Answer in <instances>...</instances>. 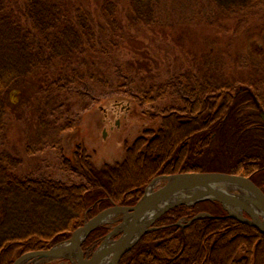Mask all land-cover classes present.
Here are the masks:
<instances>
[{
	"label": "trees",
	"instance_id": "obj_1",
	"mask_svg": "<svg viewBox=\"0 0 264 264\" xmlns=\"http://www.w3.org/2000/svg\"><path fill=\"white\" fill-rule=\"evenodd\" d=\"M94 1L87 8L83 0H0L1 137L8 126L6 93L18 84L35 81L42 74L52 80L56 74L55 78L69 84L71 77L76 78L71 64L92 56L90 50L97 44L114 42L125 26L150 29L157 25L161 0ZM209 4L211 14L204 20L208 24L236 14L242 18V14L264 15V0H209ZM69 67L71 72H66ZM171 85L177 89L180 106L149 113L148 117L160 119L158 128L124 144L121 161L98 167L83 143L74 146L71 157H63V167L81 175L84 183L20 177L15 170L21 158L0 153V264H13L25 253L68 241L77 228L111 205L136 204L160 176L243 175L264 192V125L251 94L263 112L264 103L252 82L235 79L215 85L195 80ZM142 95L133 94L140 106L154 102L148 92ZM174 131L178 137L167 145ZM138 162L150 167L142 179L126 188L117 186L123 171ZM199 213L210 216L192 220ZM182 219L186 223L177 224ZM152 227L119 264H264L260 229L228 217L217 202L176 206ZM108 230L99 226L91 231L82 250L88 252Z\"/></svg>",
	"mask_w": 264,
	"mask_h": 264
},
{
	"label": "rangeland",
	"instance_id": "obj_2",
	"mask_svg": "<svg viewBox=\"0 0 264 264\" xmlns=\"http://www.w3.org/2000/svg\"><path fill=\"white\" fill-rule=\"evenodd\" d=\"M83 2L87 8L95 3ZM209 5V0H161L155 27L125 26L123 35L114 42L97 44L90 50L92 56L71 64L76 67V78L71 77L69 84L55 78L56 74L55 81L42 74L6 93L8 126L0 136V153L21 158L15 174L51 178L68 185L84 183L81 175L63 167V157H71L74 146L83 143L98 167L121 161L124 144H131L145 130L158 128L160 119L148 117L149 113L180 106L173 83L193 84L198 80L220 85L235 79L249 80L264 103V15L242 14V18L236 14L208 24L204 20L211 14ZM119 85L122 87L117 89ZM146 92L154 102L140 106L133 94L143 96ZM119 109L122 114H118ZM174 132L167 145L177 139ZM149 169L138 162L123 171L116 185L126 188ZM156 182L153 191L164 183ZM229 194L235 196L238 191ZM122 218L123 214L113 215L112 221L102 226L109 228V233ZM184 223L185 219L177 221ZM120 235L108 240H117ZM101 242L92 246L90 256ZM69 258L41 257L36 262H75L74 255ZM32 260L24 261L33 264Z\"/></svg>",
	"mask_w": 264,
	"mask_h": 264
},
{
	"label": "water",
	"instance_id": "obj_3",
	"mask_svg": "<svg viewBox=\"0 0 264 264\" xmlns=\"http://www.w3.org/2000/svg\"><path fill=\"white\" fill-rule=\"evenodd\" d=\"M253 100L255 102L256 107L259 109V117L264 125V112L260 109V105L253 94H251ZM158 180H164V183L152 192H147L149 187L144 191V195L142 198L136 202V204H132V206H117L111 205L99 212L93 218L84 223L81 227L77 228L68 241L62 245L52 247L48 250H39L28 252L17 258L13 264H20L24 260L30 258H54V257H66L68 259L69 256H75V262L72 261V264H97L102 258L105 256L110 257L109 264H119L122 256L126 254L133 246L137 243V241L141 238L144 233L154 229L149 226L151 223L153 224L160 216L164 214V212L180 205H194L200 201H212L221 204L227 210V216L247 225L256 227L258 230L264 235V225L262 221L252 214L249 208L243 203L237 196H241V192L244 191L249 194L248 200L252 205H254L257 209L261 210L264 213V192L247 176L242 175H232L221 172H205V173H179L168 176L159 177L152 182ZM152 184V183H151ZM150 184V185H151ZM216 184H228L237 187L238 194L228 195L224 193H220L210 189L212 185ZM186 191H194L191 195L186 197L178 198L174 200L165 208H162L156 218L144 229L140 231V233L134 238L136 224L138 220H140L145 214V212L157 208L160 204H163L167 200L172 197L186 192ZM227 206H232L240 209V211H244L247 217L243 216L242 213H233ZM116 214H123L122 221L117 225L114 229H112L107 235H105L102 243L99 247L94 251V253L87 257L84 255V252L81 249V244L87 237V235L101 226L102 220L106 217L113 216ZM210 215L207 213H200L196 215L192 220H195L200 217ZM129 219V220H128ZM191 220V221H192ZM190 221V222H191ZM124 229H121V226L126 223ZM181 225V224H180ZM121 233L117 240L111 241L112 243L108 246H104L106 241L109 238L113 237ZM68 256V257H67Z\"/></svg>",
	"mask_w": 264,
	"mask_h": 264
},
{
	"label": "bare ground",
	"instance_id": "obj_4",
	"mask_svg": "<svg viewBox=\"0 0 264 264\" xmlns=\"http://www.w3.org/2000/svg\"><path fill=\"white\" fill-rule=\"evenodd\" d=\"M157 183L159 182H155L152 183V185L150 186V188L148 189L147 192H152L153 188H155L157 186ZM227 188V189H226ZM210 189H213L214 191L220 192V193H224V194H228L231 193L232 190H237V187L233 186V185H228V184H216V185H212ZM230 191V192H229ZM194 191H186L183 193H180L174 197H172L171 199L167 200L166 202H164L163 204H160L157 208H154L145 212V214H143L142 218L140 220H138L136 224V230H135V234H134V238L140 233V231L144 228H146L158 215V213L160 212V210L162 208H165L167 205H169L171 202H173L174 200H177L178 198L181 197H186L188 195H191ZM234 196V195H233ZM249 194H247L246 192L242 191L241 192V196H237L236 198H239L243 203H245V205L247 206V208L250 209V211L252 212L253 215L258 216L259 215L262 217V223L264 225V213L257 209L254 205H252L250 203V201L248 200ZM231 212L233 213H239L240 209L232 207V206H227ZM129 220V219H128ZM112 221V216L106 217L102 220V223L104 222H110ZM127 222L124 223L121 226V229H124L126 226ZM112 242L111 241H106V243L104 244V246H108L110 245ZM38 259H33V264H37L38 262H36ZM110 263V257L109 256H105L104 258H102L97 264H109ZM21 264H26L25 261L21 262Z\"/></svg>",
	"mask_w": 264,
	"mask_h": 264
},
{
	"label": "flooded vegetation",
	"instance_id": "obj_5",
	"mask_svg": "<svg viewBox=\"0 0 264 264\" xmlns=\"http://www.w3.org/2000/svg\"><path fill=\"white\" fill-rule=\"evenodd\" d=\"M118 114H122V111H120ZM119 117H120V116H119ZM115 124H118V121H117Z\"/></svg>",
	"mask_w": 264,
	"mask_h": 264
}]
</instances>
